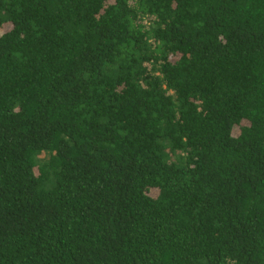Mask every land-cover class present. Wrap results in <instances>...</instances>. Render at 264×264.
Masks as SVG:
<instances>
[{
    "label": "trees",
    "instance_id": "16d2710c",
    "mask_svg": "<svg viewBox=\"0 0 264 264\" xmlns=\"http://www.w3.org/2000/svg\"><path fill=\"white\" fill-rule=\"evenodd\" d=\"M0 264H264V0H0Z\"/></svg>",
    "mask_w": 264,
    "mask_h": 264
},
{
    "label": "rangeland",
    "instance_id": "374dc122",
    "mask_svg": "<svg viewBox=\"0 0 264 264\" xmlns=\"http://www.w3.org/2000/svg\"><path fill=\"white\" fill-rule=\"evenodd\" d=\"M7 29V28H6Z\"/></svg>",
    "mask_w": 264,
    "mask_h": 264
}]
</instances>
